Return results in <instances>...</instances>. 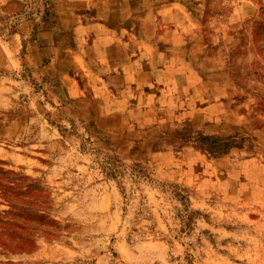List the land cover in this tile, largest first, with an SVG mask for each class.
Segmentation results:
<instances>
[{
  "label": "rangeland",
  "instance_id": "obj_1",
  "mask_svg": "<svg viewBox=\"0 0 264 264\" xmlns=\"http://www.w3.org/2000/svg\"><path fill=\"white\" fill-rule=\"evenodd\" d=\"M0 171L53 222L0 264H264V0H0Z\"/></svg>",
  "mask_w": 264,
  "mask_h": 264
},
{
  "label": "trees",
  "instance_id": "obj_2",
  "mask_svg": "<svg viewBox=\"0 0 264 264\" xmlns=\"http://www.w3.org/2000/svg\"><path fill=\"white\" fill-rule=\"evenodd\" d=\"M122 167L123 165L117 161L105 168L108 170L107 175L114 180H118L119 176L127 175L134 182H154L152 174L143 166L135 165L130 171ZM11 175L12 173L0 171V205L9 208L0 211V249H18L26 252L35 246L36 229L46 228L53 222L46 221V216L43 214L45 202L35 194L34 191L37 190L33 186L23 187L26 178L15 179ZM161 189L165 193L174 195L183 206L187 205L189 193L186 189L173 184H163ZM46 235L51 236L49 232H46Z\"/></svg>",
  "mask_w": 264,
  "mask_h": 264
},
{
  "label": "crops",
  "instance_id": "obj_3",
  "mask_svg": "<svg viewBox=\"0 0 264 264\" xmlns=\"http://www.w3.org/2000/svg\"><path fill=\"white\" fill-rule=\"evenodd\" d=\"M125 33H126V31H124ZM108 34H110V33H108Z\"/></svg>",
  "mask_w": 264,
  "mask_h": 264
}]
</instances>
